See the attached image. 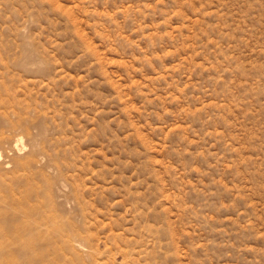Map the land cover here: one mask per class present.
<instances>
[{"label": "rangeland", "instance_id": "374dc122", "mask_svg": "<svg viewBox=\"0 0 264 264\" xmlns=\"http://www.w3.org/2000/svg\"><path fill=\"white\" fill-rule=\"evenodd\" d=\"M0 264H264V0H0Z\"/></svg>", "mask_w": 264, "mask_h": 264}]
</instances>
